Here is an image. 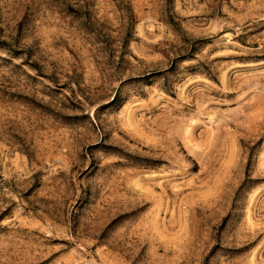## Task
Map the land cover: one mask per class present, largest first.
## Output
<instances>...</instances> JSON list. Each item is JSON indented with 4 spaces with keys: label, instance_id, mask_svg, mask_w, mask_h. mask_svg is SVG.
Returning a JSON list of instances; mask_svg holds the SVG:
<instances>
[{
    "label": "rangeland",
    "instance_id": "obj_1",
    "mask_svg": "<svg viewBox=\"0 0 264 264\" xmlns=\"http://www.w3.org/2000/svg\"><path fill=\"white\" fill-rule=\"evenodd\" d=\"M0 264H264V0H0Z\"/></svg>",
    "mask_w": 264,
    "mask_h": 264
}]
</instances>
